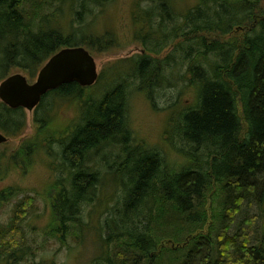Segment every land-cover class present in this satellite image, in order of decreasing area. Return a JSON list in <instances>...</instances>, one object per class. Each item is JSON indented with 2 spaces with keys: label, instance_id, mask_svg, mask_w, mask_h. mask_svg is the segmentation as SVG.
Returning a JSON list of instances; mask_svg holds the SVG:
<instances>
[{
  "label": "trees",
  "instance_id": "1",
  "mask_svg": "<svg viewBox=\"0 0 264 264\" xmlns=\"http://www.w3.org/2000/svg\"><path fill=\"white\" fill-rule=\"evenodd\" d=\"M54 1L66 2L0 0V81L17 68L33 77L64 47L85 46L91 52L119 47L109 30L111 34L80 35L66 34L58 26L43 27L37 16H48ZM107 1L79 0V4ZM181 15L173 0H149L147 7L133 9L134 38L148 55L118 61L114 65L118 71L105 89L98 88L103 72L93 86L67 83L46 94L34 117L37 136L25 140L0 165V171H8L19 165V155L31 161L40 147L50 152L51 141L59 143L57 155L68 175L49 189L54 199L48 239H57L62 229L78 235L85 224L83 206L99 198L98 167L108 168L119 196L116 207L100 223L102 253L94 264H221L220 256L232 263L264 264V5L261 0H198L182 15L178 35L183 42L157 62L151 51L164 46L160 30ZM153 22L161 29L154 31ZM238 29H244L239 30L242 36L232 37ZM177 54V66L164 76L162 69ZM162 79L173 87L192 86L197 92L196 106L183 114L180 124L190 165L179 170L170 169L160 152L133 146L126 118L131 86L153 88ZM51 98L53 102L48 101ZM67 99L81 114L70 129H63L56 124L54 111ZM25 126V110L0 101V129L18 137ZM108 147L120 148L118 162L110 163L112 152L103 154ZM198 151L204 156L202 164ZM93 156L98 158L95 164ZM18 193L23 195L17 188L2 191L0 207ZM19 203L27 213L34 198ZM245 205L257 208L255 217L246 222L249 236L231 230ZM24 219L16 214L0 225V264L29 261L32 248ZM249 237L255 242L250 243Z\"/></svg>",
  "mask_w": 264,
  "mask_h": 264
},
{
  "label": "rangeland",
  "instance_id": "2",
  "mask_svg": "<svg viewBox=\"0 0 264 264\" xmlns=\"http://www.w3.org/2000/svg\"><path fill=\"white\" fill-rule=\"evenodd\" d=\"M197 2L198 0H173L175 9L177 7L182 15L188 8L195 6ZM261 3L264 5V0H261ZM78 4L79 0H66L61 4L54 1L46 11L49 15H43L42 18L37 16V18H40L39 23L43 27L58 26L66 34L76 32L80 35L88 33L101 35L109 30L116 35L120 44L119 47L103 52L92 50L99 72H104V78L98 88L105 89L110 86V76L118 71V68H114L118 61L136 55H148L142 42H137L134 38L136 30L132 23V10L147 7L149 0H109L102 5L89 2L87 7H83L85 2H80L79 6ZM51 10L54 11L53 15L50 13ZM87 10L89 11L86 12ZM77 11L82 14L78 16ZM182 15L171 19L172 23L169 22V27L165 31L160 30L161 27L158 28L153 22V30H160L164 37V46L158 47V52L151 51V55L157 58V62L165 60L176 49L177 44L183 42L184 39L180 38L182 34L178 35L182 32L180 30ZM78 18L81 20L78 21ZM108 33L111 34V32L106 34ZM231 35L236 38L242 36L240 31ZM167 38L170 40L167 41ZM178 56L179 54L175 55L173 62L169 63L168 66L165 65L162 69L164 76H168L170 71L177 66L176 59ZM43 65L38 68L33 77H30L26 71L20 68L12 69L10 75L21 73L26 75L31 82H34ZM48 101L53 102V98ZM197 101L196 90L183 83H180L178 87H173L162 79L157 86L145 89H139L137 84H133L128 93L126 106L127 123L133 137L132 145L145 147L148 151L160 152L166 164L171 166L170 169L179 170L190 165L186 158L189 147L180 136L182 126L180 124L183 123V114L195 107ZM54 113L58 117L56 124L61 125L63 129L64 126L70 129L78 121L81 114L79 107H76L73 100L68 99L60 101ZM35 114L36 111L25 110L26 126L23 134L18 137L9 136V141L0 146V165L4 166L6 157L16 152L25 140H33L37 136L38 125L34 121ZM47 130L51 131V128L49 127ZM45 134L46 132H43V136ZM50 147V152L40 147L31 156V161L19 155V165L9 167L8 171L5 169L0 171V195L2 191L9 188L20 189L21 194H23L21 196L18 193L6 205L0 207V225L9 223L16 214L18 218L25 217L23 227H25L28 243L32 248L29 261L25 264H94V261L99 259L102 253L99 241V232H102L100 223L104 222L106 215L116 207L115 202L119 196L117 185L114 186L108 168L98 167L102 172L98 191L99 198L93 203L83 206L85 224L81 227V231L77 235L68 234L66 230L62 229L57 233L58 240L48 239L46 231L53 224L51 200L54 199V195L50 193L49 189L59 177L65 179L68 175L62 166L60 156L57 155L60 152L59 143L53 139ZM110 148H105L103 154L112 152L113 156L109 157V161L113 164L114 161H119L117 155L120 153V148ZM200 152L198 151V156L201 159L199 164H202L204 156L201 157ZM93 158L91 163L95 164L98 158L96 156ZM28 196L34 198V204L25 213V206L19 202ZM256 212V207L245 205L233 223L232 233L241 230L249 236L251 230L246 222L255 217ZM253 219L259 221L258 217ZM207 229L208 226L203 228V231L207 232ZM249 239L250 243L255 242L252 237ZM219 261L221 264H244L232 263L228 258L223 261L221 256Z\"/></svg>",
  "mask_w": 264,
  "mask_h": 264
},
{
  "label": "water",
  "instance_id": "3",
  "mask_svg": "<svg viewBox=\"0 0 264 264\" xmlns=\"http://www.w3.org/2000/svg\"><path fill=\"white\" fill-rule=\"evenodd\" d=\"M99 78L98 65L92 53L83 46L66 47L55 53L30 83L23 74H14L0 83V99L11 108L33 111L49 91L76 82L92 86ZM8 137L0 131V145Z\"/></svg>",
  "mask_w": 264,
  "mask_h": 264
}]
</instances>
